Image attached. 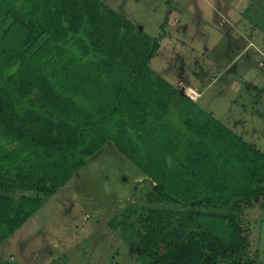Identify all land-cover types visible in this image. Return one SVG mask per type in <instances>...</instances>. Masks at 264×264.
<instances>
[{
    "label": "trees",
    "instance_id": "obj_1",
    "mask_svg": "<svg viewBox=\"0 0 264 264\" xmlns=\"http://www.w3.org/2000/svg\"><path fill=\"white\" fill-rule=\"evenodd\" d=\"M160 51L102 0H0V249L113 144L182 209L132 213L148 264H254L264 156L152 71Z\"/></svg>",
    "mask_w": 264,
    "mask_h": 264
},
{
    "label": "rangeland",
    "instance_id": "obj_2",
    "mask_svg": "<svg viewBox=\"0 0 264 264\" xmlns=\"http://www.w3.org/2000/svg\"><path fill=\"white\" fill-rule=\"evenodd\" d=\"M102 1L161 41L150 67L169 83H179L189 98L199 97L190 87L234 62L197 104L255 156H264V0H243L242 5L237 0ZM250 17L257 19L258 30ZM249 41L254 44L250 51L238 48ZM235 78L261 85L258 91L244 87L237 93L228 88ZM153 187L113 144L107 145L2 246L0 264H148L137 243L134 212L182 210L171 203L150 204ZM245 222L254 264H264V211L248 210Z\"/></svg>",
    "mask_w": 264,
    "mask_h": 264
},
{
    "label": "crops",
    "instance_id": "obj_3",
    "mask_svg": "<svg viewBox=\"0 0 264 264\" xmlns=\"http://www.w3.org/2000/svg\"><path fill=\"white\" fill-rule=\"evenodd\" d=\"M237 1H239V2H241V5H242V1L243 0H237ZM242 7V6H241ZM241 7L239 8L238 7V10H241ZM253 8H255V6H253ZM253 8H251V10L254 12V13H256L257 14V12H255L254 11V9ZM231 10H234V12H237L238 13V11H236L237 9H234V8H232ZM242 11V10H241ZM241 15V14H240ZM253 15V14H252ZM254 16V15H253ZM253 16H251V17H253ZM251 17H250V19H248V20H252V22L250 21V23L251 24H255L254 25V27H256L257 28V30H258V28H260V25H258V22H257V19L254 17V19L252 18L251 19ZM248 18V17H247ZM257 24H256V23ZM235 46L237 47V45L235 44ZM243 48V50H244V52H248V51H250L251 49H253L254 48V44H253V41H249L248 43L246 42V44H243L242 46H238V48ZM232 64H234V62L233 63H231V65ZM216 65V64H215ZM231 65H229V66H227L225 69H223V71H221V73H220V75L219 74H217L216 76H214V77H211V78H209L208 76H205V78L202 80V84H195V87H190V89L191 90H196V91H198L197 93V95L199 96L198 97V99H192V98H190V99H192L193 101H195V102H198L201 98H202V96H204V94L206 93V91H208V90H210L216 83H218V79H223L224 77H225V74L231 69L230 67H231ZM206 75V74H205ZM200 80V79H199ZM239 79H237V78H235L234 80H230V81H228V88H229V90L230 91H235V92H242L243 91V88L244 87H246L247 89H249V90H254V91H258V89L260 88V83H259V81L257 80L256 82L255 81H253L252 83H249V84H243V82H245V81H238ZM196 81H198L197 80V78H196ZM220 81V80H219ZM201 82V81H200ZM244 85V86H243ZM198 86H200V87H198ZM199 88H200V90H202V92L201 91H199ZM201 88H203V89H201ZM248 90V91H249ZM189 97V96H188Z\"/></svg>",
    "mask_w": 264,
    "mask_h": 264
}]
</instances>
